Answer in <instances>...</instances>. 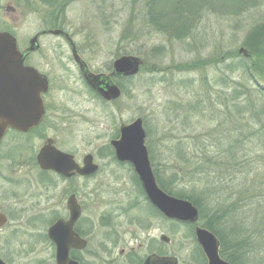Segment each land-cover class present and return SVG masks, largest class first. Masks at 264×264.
<instances>
[{
    "label": "rangeland",
    "instance_id": "obj_1",
    "mask_svg": "<svg viewBox=\"0 0 264 264\" xmlns=\"http://www.w3.org/2000/svg\"><path fill=\"white\" fill-rule=\"evenodd\" d=\"M181 1L0 0V28L21 51L38 36L40 49L26 64L51 81L44 123L27 136L8 134L0 151L6 263L51 264L48 221L63 217L76 193L93 238L135 237L131 247L148 250L147 238L163 233L179 264H207L194 227L164 218L134 167L115 157L110 142L121 125L141 118L156 179L198 199L203 221L212 222L236 264H264V0H194L192 11ZM164 5L169 21L159 30L149 16ZM184 16L192 25L185 35ZM70 43L95 73L110 72L125 55L144 64L133 79L120 80V99L107 103L83 80ZM47 138L80 163L92 154L99 173L85 181L41 171L35 158ZM19 215L26 232L17 234Z\"/></svg>",
    "mask_w": 264,
    "mask_h": 264
},
{
    "label": "water",
    "instance_id": "obj_2",
    "mask_svg": "<svg viewBox=\"0 0 264 264\" xmlns=\"http://www.w3.org/2000/svg\"><path fill=\"white\" fill-rule=\"evenodd\" d=\"M51 33L60 35L62 31L55 30ZM30 44V48L23 53L19 50L17 39L12 34L0 32V146L9 130L26 133L37 127L46 113L43 95L49 89L48 79L35 68L25 65L26 54L39 47L38 36L34 37ZM239 52L245 58L250 56L243 48ZM73 57L80 65L88 84L102 99L116 101L122 96L120 87L107 81L109 77L102 79L103 75L95 76L88 71L75 46ZM143 64L144 61L140 57L125 55L114 61L113 73L119 78H131L138 75ZM146 137L141 118H137L130 124H122L119 139L111 142L117 160L133 165L147 199L163 216L169 220L197 225L200 217L198 208L190 201L168 195L158 185L146 147ZM83 161L84 166L80 167L73 155L54 147L52 140L48 141L37 156V162L42 170L53 171L66 178H71L75 174L82 177L92 176L99 170L91 154L85 156ZM68 208L71 220L69 222L59 221L49 230V237L58 246V264H77L70 260V250L84 247V243L73 231L81 215L75 196L69 199ZM2 223H5L4 217L0 215V226L3 225ZM195 234L208 264H230L221 257V243L214 233L197 226ZM163 239L166 242L170 240L167 237ZM0 264H5L2 259H0ZM147 264H178V259L176 257L158 259L152 256L147 260Z\"/></svg>",
    "mask_w": 264,
    "mask_h": 264
},
{
    "label": "flooded vegetation",
    "instance_id": "obj_3",
    "mask_svg": "<svg viewBox=\"0 0 264 264\" xmlns=\"http://www.w3.org/2000/svg\"><path fill=\"white\" fill-rule=\"evenodd\" d=\"M0 32H6V31L4 29L0 28ZM45 34H47V33H43L42 35H45ZM60 35L65 36L66 38H68V35L66 33H64V32H62ZM70 44H71L70 46L72 48V54H73V49H74V46L75 45H73L72 43H70ZM39 49H40V45L37 48V50H35V52H37ZM75 49H76V51H77L80 59L86 64V67H87V69H88V71L90 73H92L95 76H98V75L101 76V75H103L102 76L103 77L102 79H104V77H109V80H107V81H111V82H113V83H115L117 85L119 84V80H120L119 77H117L113 73L114 72L113 71V63H112L111 68L109 69L110 72H108V73H95V72H92V70L89 68L88 64L80 56V54L78 52V49H77V46H75ZM27 50L28 49H25L22 52L24 53ZM31 53L32 52L26 54V58H25V65L26 66H27V64H26L27 63V60L30 58ZM73 60L77 64L78 69H79V72H80L83 80L86 82L87 86L94 92V94L96 96H98L101 100L105 101L88 84V82L86 81V79H85V77L83 75V72L81 71L80 65L75 61L74 57H73ZM36 70H38V69H36ZM41 74H43V73H41ZM43 75L46 76L47 79H48V83H49L48 92H49L50 87H51V81H50L49 77L46 74H43ZM48 92L43 95V101H44V106H45V109H46V114H45V117H44L43 121L40 123V125H38L34 129H32V130H30V131H28L26 133H24V132H16V131H9L8 134L13 133V134H16V135L27 136V135L31 134L33 131H35L36 129H38L44 123V121H45V119L47 117V114H48V110H47V106H46V96H47ZM105 102L109 103L108 101H105ZM119 132H120V130H119ZM8 134L6 135L5 138H7ZM119 137H120V134H119ZM119 137L117 139H119ZM117 139H115V140H117ZM49 140H52V145L54 147H56L57 149H59L56 146L55 141L53 139L47 138L46 141H45V144L40 148V150L46 144H48V141ZM112 141H114V140H112ZM111 142H110V144H111ZM2 146H3V141H2V144L0 146V151H1ZM40 150H39V152H40ZM39 152L37 153L36 158H35L36 159V164L38 165L39 169L41 171H43L44 173H52V174H55L56 176H58L59 178L64 179V180L81 179V180L87 181L88 179H91V178L95 177L99 173V171H100V167H99V170L94 175H92V176H84V177H82V176H80L78 174H75L71 178H66V177H64V176H62L60 174H57V173L53 172V171H44V170H42L40 168L38 162H37V156H38ZM0 155H1V152H0ZM87 155H89V154H87ZM87 155H85V156H87ZM84 157L82 158V162L80 163V162H78L76 160V158L74 156V159H75L76 163L80 167H83L84 166V163H83L84 162L83 161L84 160ZM115 157H116V155H115ZM94 163H95V159H94ZM3 180H4V182H6L7 181V177L4 174H0V181H3ZM140 184H141V182H140ZM141 188H142V191H143V193H144V195L146 197V194L144 192V189L142 187V184H141ZM72 196H75L76 201H77V203H78V205L80 207V211H81V213H80L81 215H80L79 219L77 220V222L75 223V225L73 227V231H74L75 234L78 235V237L80 238V240L84 243V247L82 249L71 248L70 253H69V257H70V260L71 261H74L77 264H147V260L150 257H152V256H156L158 259L164 258V257H172V256H169L167 254V247L170 244L171 239L168 236H166L165 234H163V233H161L159 236L158 235L157 236H153V235L150 236L149 235L150 237L147 238V240H146V242H148V247H149L148 250L145 249V247L147 245L144 244V243H141L139 245V247H137V248L136 247H131V244L133 242H137V239H135V237H132L129 240H127L125 238L124 239L114 238V240H112L110 238H108V239H105V238H100V239L97 238V239H95V238H93V233L90 232L92 234V235H90L89 232H88L89 230H86L88 228L87 227V223H88L89 220H87V222H85V223L83 222L84 213H85V207L79 201L78 194L72 193V194H70L68 196L67 201H66V214L63 217L54 218L52 220L50 219L48 221L51 224L48 223V224H50V226H49V228L47 230V234H45V235H46V237H47V239L49 241V244H50V252H51L50 261H51V264H58V262H57L58 246H57L56 242L53 241V239H51L49 237V230L52 227H54L59 221L69 222L71 220V214H70V210L68 208V202H69V199ZM20 209H21V211L19 212V214H22V212H24V210L21 207H20ZM0 215H2L4 217V222H5L4 224L2 223L3 224L2 226H0V232H3L5 229H7L10 226V224H9V217H8V214L6 212H3V211H0ZM14 221H15L14 222V229H15L14 232L15 233L17 232V234H19L22 231L26 232V228L22 225L23 224L22 223V216L19 215L17 218L14 219ZM186 225L193 226L194 227V233H195V229H196V227L198 225H192V224H186ZM163 237L169 238L170 239L169 242H166L163 239ZM195 238H196V234H195ZM220 251H221V246H220ZM203 255H204V258L207 261V258H206V256H205L204 253H203ZM0 259H2V258H0ZM177 259H178V264H179L180 263L179 262V258H177ZM2 261L5 264H8L3 259H2ZM207 264H208V261H207Z\"/></svg>",
    "mask_w": 264,
    "mask_h": 264
},
{
    "label": "trees",
    "instance_id": "obj_4",
    "mask_svg": "<svg viewBox=\"0 0 264 264\" xmlns=\"http://www.w3.org/2000/svg\"><path fill=\"white\" fill-rule=\"evenodd\" d=\"M193 1L194 0H190V1H188V2L185 3L182 0L181 2H177V4L180 7H182L184 10H185V5H187V7L192 11L193 9H196V3L193 5ZM225 1L228 2V0H225ZM237 1L238 2H241V3L244 2L243 4L245 5V0H237ZM162 6H163V4L161 5V7ZM149 18H150L151 22L154 25H156V27L159 30H163L160 23H161V21L163 23H167L169 21V11L166 9V6L164 5V7L163 8H160V10L156 11V13L150 14ZM181 19H183V20H179V23L182 22L183 23V26L180 27V32L184 33V35H185V34H187V33H189L191 31L192 25H191V23H187V21L185 19V16L184 17H181ZM253 53L256 56V52L254 51ZM242 57H243V61L246 62V63L250 59V58H245L244 56H242ZM252 57L253 56L251 55V58ZM246 63H245V65H246ZM120 80H119V84H118L119 86H121ZM127 80H131V78L130 79H127ZM240 95H242V93H240ZM157 179H158V183H159L160 187L162 188V190H164L168 195L173 196V197H176L178 199H183V200L190 201V202H192L199 209V212H200V223H201L202 227H204V228L208 229L209 231H211L212 233H214L219 238V240L221 241V251H220V254H221L222 258H224L225 260H227L231 264H236V262L233 259L232 253L230 252L229 249L226 248L224 241L222 240V238L215 231L216 229L212 226V222L209 220V223H206L205 224V222H204L205 219H203V216H204V212L205 211H204V208L200 205L198 199H193L191 196H189L188 193H186L183 190L172 191V189H171L172 187L168 186L165 182L162 183L158 177H157ZM211 220H212V218H211ZM216 224H218L217 221H216L215 225ZM231 245H232V248H234V253H236L238 247H236V245L233 244V243Z\"/></svg>",
    "mask_w": 264,
    "mask_h": 264
}]
</instances>
